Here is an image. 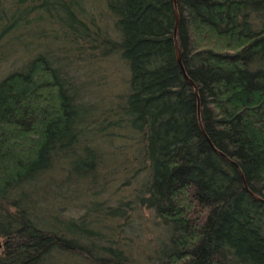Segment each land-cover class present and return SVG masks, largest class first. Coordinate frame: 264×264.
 I'll use <instances>...</instances> for the list:
<instances>
[{
  "label": "trees",
  "instance_id": "16d2710c",
  "mask_svg": "<svg viewBox=\"0 0 264 264\" xmlns=\"http://www.w3.org/2000/svg\"><path fill=\"white\" fill-rule=\"evenodd\" d=\"M243 179L264 199V0H0V264H264Z\"/></svg>",
  "mask_w": 264,
  "mask_h": 264
},
{
  "label": "rangeland",
  "instance_id": "374dc122",
  "mask_svg": "<svg viewBox=\"0 0 264 264\" xmlns=\"http://www.w3.org/2000/svg\"><path fill=\"white\" fill-rule=\"evenodd\" d=\"M90 71L88 72L89 73L88 78L89 79L91 78L94 80L93 82L94 93L91 89L92 91L91 95L93 98H97L98 95H103L107 100V96L118 91L119 85L122 83V79H121L122 77L120 78V74L122 75L123 69L116 60H113V62L109 61L108 64L104 63L102 67H96V68H93L91 72ZM113 71L117 73V76H115V73ZM127 139L125 137H122V144L127 143L126 141ZM129 141L132 142L131 140ZM119 143L120 141L116 145H119ZM105 149L108 150L109 148L105 147ZM125 150H128V149H125ZM127 166H128L127 169H118L117 171H112L111 169H109L108 166H107L108 169L105 168L106 177L104 178L105 181L104 180L103 181H104L106 189L104 192H102L101 198H105V197L108 198L110 194H113V195L116 194V196H119V198H123L126 200L135 199V196L137 195V191H138L137 188L140 186L139 182L136 181L135 179L131 181V184L129 185H122L125 178L129 177L133 172L130 169L129 165ZM74 192L75 194L78 193L77 190ZM116 196L112 197L111 199L114 201V198H116ZM110 202L111 204H113L112 201ZM134 206L136 207V204H134ZM138 210H140L139 212L141 213V216L140 217L137 216V213H136L137 210H136L135 212H133L131 219L138 226V228H140V226L141 228H145V227L149 228L145 232L144 236L145 238H152L153 236H155V234L150 229L151 227L150 225L155 220L154 216L151 211L145 208L138 209ZM140 222L142 223L139 226L138 223Z\"/></svg>",
  "mask_w": 264,
  "mask_h": 264
},
{
  "label": "water",
  "instance_id": "95a60500",
  "mask_svg": "<svg viewBox=\"0 0 264 264\" xmlns=\"http://www.w3.org/2000/svg\"><path fill=\"white\" fill-rule=\"evenodd\" d=\"M177 25H178V14H177V11L175 10L174 40H175V46H176V53H177L178 62H179V64H180V67H181V69H182V72H183L184 76L187 78V75H186V73H185V71H184V69H183V66H182V64H181V56H180V52H179V49H178V47H177V45H176L175 34H176V28H177ZM199 113H200V112H199V110H198V114H199ZM212 147H213V145H212ZM213 149H214L215 151H217L214 147H213ZM221 154H222V153H221ZM222 155H224V154H222ZM224 156H225V155H224ZM243 182H244V185H245L246 190H247L252 196H254L255 198H257L258 200H262V201H264V199L255 196L251 191L248 190V188H247V184H246V182H245L244 179H243Z\"/></svg>",
  "mask_w": 264,
  "mask_h": 264
}]
</instances>
